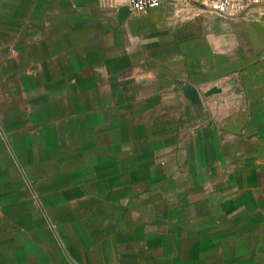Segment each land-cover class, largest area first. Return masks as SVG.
<instances>
[{
  "label": "crops",
  "instance_id": "0c3cea01",
  "mask_svg": "<svg viewBox=\"0 0 264 264\" xmlns=\"http://www.w3.org/2000/svg\"><path fill=\"white\" fill-rule=\"evenodd\" d=\"M0 0V264H264V0Z\"/></svg>",
  "mask_w": 264,
  "mask_h": 264
},
{
  "label": "built area",
  "instance_id": "2783aa9c",
  "mask_svg": "<svg viewBox=\"0 0 264 264\" xmlns=\"http://www.w3.org/2000/svg\"><path fill=\"white\" fill-rule=\"evenodd\" d=\"M203 5L210 12L220 17H233L243 9L245 0H190ZM256 2V0H253ZM160 0H127L126 8L130 14H141L157 8Z\"/></svg>",
  "mask_w": 264,
  "mask_h": 264
}]
</instances>
